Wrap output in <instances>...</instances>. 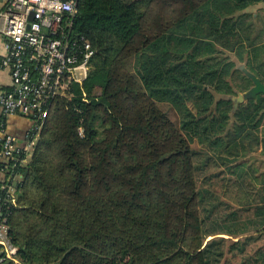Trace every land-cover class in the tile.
Returning a JSON list of instances; mask_svg holds the SVG:
<instances>
[{
    "label": "trees",
    "instance_id": "1",
    "mask_svg": "<svg viewBox=\"0 0 264 264\" xmlns=\"http://www.w3.org/2000/svg\"><path fill=\"white\" fill-rule=\"evenodd\" d=\"M259 4L77 0L70 35L90 42V69L54 101L29 162H0L18 248L0 264H264V94L229 98L252 86L236 61L264 83ZM226 182L245 190L237 209L220 201Z\"/></svg>",
    "mask_w": 264,
    "mask_h": 264
},
{
    "label": "built area",
    "instance_id": "2",
    "mask_svg": "<svg viewBox=\"0 0 264 264\" xmlns=\"http://www.w3.org/2000/svg\"><path fill=\"white\" fill-rule=\"evenodd\" d=\"M76 14L77 0H7L0 10V73L6 81L0 83L1 163L15 165L22 152L32 155L54 101L68 97L72 82L85 79L93 50L88 40L70 35ZM17 115L25 116L29 126L13 134L6 125ZM7 169L0 166V176ZM9 179L0 187L6 196L0 195V263H18L5 213L7 203H16Z\"/></svg>",
    "mask_w": 264,
    "mask_h": 264
},
{
    "label": "rangeland",
    "instance_id": "3",
    "mask_svg": "<svg viewBox=\"0 0 264 264\" xmlns=\"http://www.w3.org/2000/svg\"><path fill=\"white\" fill-rule=\"evenodd\" d=\"M261 5V7H256V6H253V7H251V8H249V10L250 11H254V12H257V11H259V10H261L263 13H264V4H259V6ZM263 16H264V14H263ZM234 59V58H233ZM235 60V59H234ZM236 63H237V66L239 67V69H242V71H243V69H246L245 68V66L242 64V63H238L237 61H236ZM233 83L234 84H240L239 83V81L236 79L235 81L233 80ZM233 84V85H234ZM250 88V86L248 87L247 86V89L246 90H244V91H237V94L238 93H243V92H245V91H247L248 89ZM237 94L236 95H233V96H229V98L230 99H232V97H233V99L237 96ZM216 98H219V95H216ZM255 99V98H254ZM160 107H161V109L162 110H164V111H166L167 113H168V115L173 119V120H175L176 119V114H175V112L169 107V106H167V105H165V104H160ZM35 148V147H34ZM260 153V151L257 149V151L255 152V153H253L254 155H255V157L256 156H258V154ZM30 157H31V153H29L28 154V157H27V161L25 162V163H27V162H29V160H30ZM223 171V175H224V177L228 180V178H229V174L226 172V170H225V167L224 166H217V168L215 167V171L216 172H219V171ZM221 174V175H222ZM221 179H222V177L221 178H218L217 179V182H216V188H215V190H216V194L219 192V188H220V184H221ZM226 187H223V189L220 191V201L222 200L224 203L226 202L227 204H228V202H229V205H230V207L229 208H233V209H237L238 208V206L236 205V203H235V199H239V200H245V197H244V191L245 190H243V191H239L238 192V194H237V196H238V198H234L233 197V193L231 194L230 192H231V190H232V192H234V190L233 189H229L228 190V187H227V185H228V183L226 182ZM225 193V194H224ZM242 194V195H241ZM232 197V198H231ZM223 206L224 207H226L225 206V204H223ZM225 210H221V213H223ZM248 233H246V234H244V235H242V236H240V238L241 237H244L245 235H247ZM221 236V235H220ZM224 236V235H223ZM225 238H227V236H224ZM236 239V238H235ZM262 241H260V242H256V243H253V244H251L250 245V247L248 248V250L249 249H253V247L254 246H258L260 243H261ZM226 257H227V259L225 260H223L222 261V264H238L239 263V260L241 259V256L238 254V253H236V255H234V256H232L231 254H228V255H226Z\"/></svg>",
    "mask_w": 264,
    "mask_h": 264
},
{
    "label": "water",
    "instance_id": "4",
    "mask_svg": "<svg viewBox=\"0 0 264 264\" xmlns=\"http://www.w3.org/2000/svg\"><path fill=\"white\" fill-rule=\"evenodd\" d=\"M243 71L251 80L252 86L247 91L237 94L234 98L236 103L249 98H255L257 94H264V83L260 80V78L249 72L247 69H243Z\"/></svg>",
    "mask_w": 264,
    "mask_h": 264
},
{
    "label": "crops",
    "instance_id": "5",
    "mask_svg": "<svg viewBox=\"0 0 264 264\" xmlns=\"http://www.w3.org/2000/svg\"><path fill=\"white\" fill-rule=\"evenodd\" d=\"M7 3V0H0V10L2 9V7ZM4 50H3V46H2V42L0 41V54H3ZM3 80L1 79V73H0V83ZM3 82H6L5 80ZM2 84V83H1ZM0 84V85H1ZM2 86V85H1ZM0 86V87H1ZM257 98V95L255 97V99ZM8 131L13 133V134H17L18 132H21L20 127L23 125V123H20V120L17 119L15 116H11L8 119ZM259 151H261V146L258 149ZM258 156H260V154H258ZM260 157H262L264 159V154L261 155ZM263 166V165H262Z\"/></svg>",
    "mask_w": 264,
    "mask_h": 264
}]
</instances>
